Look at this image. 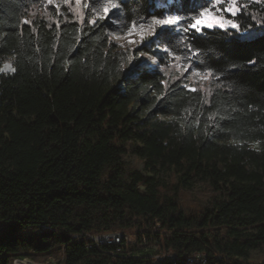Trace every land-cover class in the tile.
<instances>
[{"label": "trees", "instance_id": "1", "mask_svg": "<svg viewBox=\"0 0 264 264\" xmlns=\"http://www.w3.org/2000/svg\"><path fill=\"white\" fill-rule=\"evenodd\" d=\"M201 5L123 0L94 28L71 0H0V68L16 69L0 72V264H158V250L250 264L264 246V0L241 4V25L263 27L250 42L195 38L199 70L221 76L204 90L172 78L183 62L168 57L127 72L132 47L113 39ZM102 232L123 237L97 245Z\"/></svg>", "mask_w": 264, "mask_h": 264}, {"label": "snow or ice", "instance_id": "2", "mask_svg": "<svg viewBox=\"0 0 264 264\" xmlns=\"http://www.w3.org/2000/svg\"><path fill=\"white\" fill-rule=\"evenodd\" d=\"M169 3L178 4L180 0H168ZM259 2V0H256ZM65 4L69 0H64ZM123 0H104L99 8L95 5H90L88 0H75L77 8L89 10L93 13L91 18L87 19V23L95 28L98 21L105 23L111 20V23H117L111 19L113 10L121 8ZM53 0H47V5H52ZM59 9V5L55 6ZM248 5H241L238 0H206V5H201L198 11H193V14L187 16L182 10L177 7L172 12H168L162 16L153 15L144 23L137 24L133 21L128 27L129 35H138L139 39H130L129 44L133 45L131 51L134 60L130 63L127 72H137L143 65L148 63L145 53H150L149 59L153 65L159 63L162 65L160 71L163 72L164 58L168 57L173 61H182V68L185 72H192L196 75H202L205 79L215 76L217 80L221 76L216 75L212 68L201 72L198 67L199 49L193 51L195 46V38L219 31L222 35L229 36L230 39L238 44L250 42L254 37L249 35V30H242V26L237 22V18L241 15ZM83 21V13H78ZM24 24H29L30 21L24 20ZM139 28V32L137 29ZM153 45L155 47L153 48ZM178 48L180 51H178ZM139 54V55H136ZM130 57V59H133ZM256 63L255 60H249L250 66ZM234 67L229 71H234ZM15 72L16 69L10 64H5L0 68V72ZM145 75H151L146 73ZM162 84L166 85V81L162 80ZM211 119V118H210Z\"/></svg>", "mask_w": 264, "mask_h": 264}, {"label": "rangeland", "instance_id": "3", "mask_svg": "<svg viewBox=\"0 0 264 264\" xmlns=\"http://www.w3.org/2000/svg\"><path fill=\"white\" fill-rule=\"evenodd\" d=\"M249 0H238L239 4H245L247 3ZM54 4L58 3V0H53ZM76 8L75 5V0H71V9ZM74 12V11H73ZM75 14L79 15L78 13H80V8H77V10L74 12ZM258 20V19H257ZM237 22L241 25V23L237 20ZM257 25V24H256ZM255 24H250L248 27L246 26H242V30H249V35L251 37L256 36L263 27L260 26H256ZM261 25V24H260ZM139 28L137 29V32H139ZM113 39L122 47V48H129V47H133V45L129 44V40L130 39H139L138 35H129L128 32L124 35H115L113 36ZM146 60H150L149 56L147 53H145V57ZM151 62V60H150ZM5 64H10L9 61H4L1 65V68L4 67ZM11 65V64H10ZM171 70V69H170ZM169 70V71H170ZM174 71H179V75L174 76L172 78L175 77H179V79L182 77V79H186L188 81V84L191 85V87L195 86L201 89H207L208 88V84H209V78L205 79L202 75H196L194 73L191 72H186L183 69H178L177 67H173ZM168 70H166V72H169ZM177 72H175L176 74ZM204 185L202 184H198L196 186V188L194 189L193 192L189 193H183L182 194V199H183V203L185 205H196V203L198 202L199 198L205 194L204 192ZM127 239L128 240H134L135 239V235L133 232H127ZM164 253H166L165 251L163 252V250H158V252H156V255H163ZM17 261H29V262H34V263H41V264H56L55 260L53 259H49V260H32L29 258H23V259H15L13 264H16ZM250 264H264V246L261 249H256L253 250L251 253V257L249 259ZM193 264H197V263H193Z\"/></svg>", "mask_w": 264, "mask_h": 264}, {"label": "built area", "instance_id": "4", "mask_svg": "<svg viewBox=\"0 0 264 264\" xmlns=\"http://www.w3.org/2000/svg\"><path fill=\"white\" fill-rule=\"evenodd\" d=\"M122 233L120 232H102L95 234L93 236L94 241L98 244L101 242H118L122 238ZM156 262L158 264H204L205 259L201 255L188 256L184 261L180 262L177 260L175 254L173 253H164L163 255H154Z\"/></svg>", "mask_w": 264, "mask_h": 264}, {"label": "bare ground", "instance_id": "5", "mask_svg": "<svg viewBox=\"0 0 264 264\" xmlns=\"http://www.w3.org/2000/svg\"><path fill=\"white\" fill-rule=\"evenodd\" d=\"M198 255H202V254L199 253ZM16 264H41V263H34V262H29V261H17Z\"/></svg>", "mask_w": 264, "mask_h": 264}, {"label": "water", "instance_id": "6", "mask_svg": "<svg viewBox=\"0 0 264 264\" xmlns=\"http://www.w3.org/2000/svg\"><path fill=\"white\" fill-rule=\"evenodd\" d=\"M181 264H184V263H181Z\"/></svg>", "mask_w": 264, "mask_h": 264}]
</instances>
